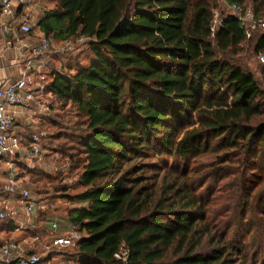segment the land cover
Here are the masks:
<instances>
[{"label":"trees","instance_id":"16d2710c","mask_svg":"<svg viewBox=\"0 0 264 264\" xmlns=\"http://www.w3.org/2000/svg\"><path fill=\"white\" fill-rule=\"evenodd\" d=\"M224 2L264 19V0ZM218 3L56 0L39 16L48 38L84 37L94 54L75 72H54L44 86L84 118V190H64L74 204L68 220L36 212L52 241L79 233L72 247L79 264H256L264 254V187L257 189L264 173L257 183L248 179L252 157L264 163V123H251L264 114V66L260 83L229 58L245 42L264 53V29L249 36L230 12L214 32ZM24 133L26 155L34 144L41 148L43 135ZM222 149L219 166H192L205 151ZM165 156L176 164L162 175ZM214 177H233L230 196L205 194Z\"/></svg>","mask_w":264,"mask_h":264},{"label":"rangeland","instance_id":"374dc122","mask_svg":"<svg viewBox=\"0 0 264 264\" xmlns=\"http://www.w3.org/2000/svg\"><path fill=\"white\" fill-rule=\"evenodd\" d=\"M219 2L218 8L215 10V20L217 24L221 20L223 15L231 12L230 8L226 6L224 0H217ZM29 4H32L33 10L25 12L22 16L30 15L31 22L34 26V30L40 34L37 22L39 16L46 11L56 6V0H29ZM43 34H40V37ZM50 46L45 54H39L34 56L35 60L43 59L44 56H49L45 60V64L39 67L36 65L33 67L37 69L28 76L30 89L38 87V95L41 96V100L47 106H54L52 112H45L44 115H38L37 109L26 110V114L23 117L26 118L32 115L30 119H26L34 123L29 125L23 123L22 133L25 131L39 132L43 135L41 142L42 152L38 156L33 155L32 149L26 155L28 150L25 147L19 149L22 154L20 162H16L15 156L12 155L11 160L13 164H0V188H6L13 178L29 189L32 193V197L37 200L38 206L43 207L41 218L43 217H55L64 220H68L69 210L74 207V204L70 203L67 198L64 197L63 192L69 188V194H76L84 190L85 187L79 184V174L82 166V155L80 154V142L81 137L85 131V125L83 124L84 118L79 114L77 107L71 103L63 105V103L55 100V97L48 95L44 92V86L52 81V75L54 72H64L70 74L75 70L78 65H88L94 59V54L91 51L88 40L85 41L75 39L71 46H67L63 41H57L51 39ZM254 43L245 42L242 47L233 49L229 52V58L236 64L242 66L245 70L254 73L256 79L262 83L263 74L262 67L264 62L261 60V55L254 52ZM14 50H11L9 57H12ZM33 56V55H32ZM31 56H28V58ZM51 58V59H49ZM27 62L23 63V68L26 67ZM72 68V71L69 69ZM40 68V69H38ZM19 67L11 69L10 71L17 72ZM75 72V71H74ZM42 78V79H41ZM41 79V80H40ZM263 87H264V83ZM35 111V112H34ZM23 122L25 121L22 120ZM252 124L264 123V114L256 116L252 121ZM17 130L19 131L18 123H16ZM216 144V142L214 143ZM220 146V144H218ZM226 149H222L219 152L205 151L197 159H193L192 166H204L207 164L218 163V157L223 155ZM263 159V158H262ZM161 160H168V165H162L161 173H165L166 167L170 168L176 164V162L165 156ZM154 161H157L154 159ZM232 170L238 168V164L231 162ZM248 179L257 183L260 181L259 174H263L264 163H261L260 157H252L250 162ZM256 166V167H255ZM184 165H181V169ZM11 170L12 178L9 176ZM205 170V169H204ZM264 179V177H263ZM233 177L219 178L214 177L210 179V183L205 189V194L214 193L216 196H230V185L233 184ZM209 185L211 189H209ZM264 187V181H260L258 188ZM224 199V198H223ZM222 200L215 207H220ZM58 223L64 225L63 220H58ZM35 232L39 237L36 241H30L26 243L24 240L27 236H30ZM19 242H25V246L28 250H33L44 257L52 255L55 264H79L78 256L75 255V251L71 247L60 248L52 246V239L49 235L45 234L44 223L40 221L37 229L32 227L23 228V232L18 233ZM207 242V241H205ZM251 258L254 255H250ZM256 264L264 262V254L257 256ZM253 259V260H254ZM258 262V263H257ZM238 264H243L238 263ZM252 264V263H250Z\"/></svg>","mask_w":264,"mask_h":264},{"label":"built area","instance_id":"2783aa9c","mask_svg":"<svg viewBox=\"0 0 264 264\" xmlns=\"http://www.w3.org/2000/svg\"><path fill=\"white\" fill-rule=\"evenodd\" d=\"M29 0H0V31L5 38V51L19 48L24 52H31V57L27 58L25 72L18 78H6L4 83L0 85V162L7 156L16 155L22 146V137L16 127V112L10 110V107L23 110L31 109L32 103L37 99V93L30 89L28 81V71L35 67V62L39 67L45 64L44 59L35 60L34 56L45 54L48 50L51 40L45 34L41 36L38 43L31 44L30 42H22V35H31L34 31V26L31 19L27 16H21L18 13V8L28 4ZM231 13L241 23V26L251 33L258 29H264V19L257 17L251 7H246L239 4H234L230 7ZM214 21L212 30L215 32L219 27L221 20ZM79 40L85 41L86 38L81 37ZM73 40L66 43L71 46ZM19 43V45H18ZM33 55V56H32ZM261 60L264 62V55H261ZM47 105L39 101L37 114L42 115ZM41 153V148L38 144L33 145V155L38 156ZM6 189L12 194H20L23 204L17 207L2 208L0 207V222L9 219H16L21 213L33 214L40 207L37 200L32 197L29 189L20 186L17 181L12 180ZM43 208V207H41ZM36 224V220L29 218L23 223L22 227L28 228ZM21 227V228H22ZM53 227L56 229L57 224ZM80 235L76 231H71L65 235L55 236L52 241L53 247H71L74 246ZM123 256H127V251H122ZM118 254V257L122 256ZM0 264H55L54 259H46L34 251H28L26 247L18 240H10L6 242L0 250Z\"/></svg>","mask_w":264,"mask_h":264},{"label":"crops","instance_id":"0c3cea01","mask_svg":"<svg viewBox=\"0 0 264 264\" xmlns=\"http://www.w3.org/2000/svg\"><path fill=\"white\" fill-rule=\"evenodd\" d=\"M33 9L34 8H33L32 4L28 3V4L20 6L18 8V11H19L20 15L22 16L25 14V12L31 11ZM27 17L30 18V15H28ZM39 31H40V34H44L40 29H39ZM40 34H38L36 31H34L31 35H22V38H21L22 42H30L31 44H36V43H38V41L40 39L39 38ZM18 45H19V43H18ZM11 50H14V53L12 54L13 55L12 57H9V53ZM28 56H31L30 51L22 53V50L19 49L18 47L5 51V38H4L3 33L0 31V85H2L4 83L6 78L15 79V78L20 77L25 72V68H23V63L26 62ZM48 57L49 56L46 55L43 57V59L46 60ZM49 59H51V58H49ZM17 67H19V71L17 70V72H13V73L10 71L11 69L14 70ZM38 69H40V68H38ZM36 70L37 69L33 68V69L29 70L28 72L31 75L32 72L36 71ZM32 90H34L37 93L36 94L37 99L32 103L31 109H34L36 111V109L38 108L39 101L41 100V98H40L41 96L38 95V92H39L38 87H36ZM10 110L13 112H16V123H18L20 132H22L23 123L26 122V124L29 125V127H32L34 125V123L30 122V120L26 121V119H30L32 115H29L26 118L23 117L24 115H27L26 114L27 111H25L23 109H19V108H14V107H10ZM24 119H25V121L23 122L22 120H24ZM0 164L1 165H3V164L11 165V164H13V161L11 160L10 156H7V158H4L1 160ZM11 170L12 169H10L9 176L12 178L13 176L11 174ZM12 180L17 181V180L12 178L10 180V182ZM18 184H19V182H18ZM19 185L23 186L21 184H19ZM22 204H23V200H22L20 194H12V193L8 192L6 188H0V207H2V208H10V207H17V206L19 207ZM29 218H33L36 220V224H33V226H31L32 229L35 230V228H38L40 221L37 220L38 214H36V213H33V214L21 213L14 220H11V221L7 220V221L0 222V250H1V247L6 242H8L10 240H17V238L19 237V235H17V234L20 232H23V228H25V227H22L23 223L26 222ZM38 238L39 237L33 233L32 235L27 236V238L24 241L26 243H29L30 241L38 240ZM25 242H22V244L24 246H25ZM26 249H27V247H26ZM28 251H33V250H28Z\"/></svg>","mask_w":264,"mask_h":264}]
</instances>
